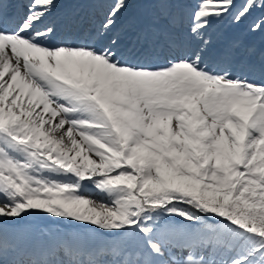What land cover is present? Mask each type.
<instances>
[{
	"label": "rangeland",
	"instance_id": "1",
	"mask_svg": "<svg viewBox=\"0 0 264 264\" xmlns=\"http://www.w3.org/2000/svg\"><path fill=\"white\" fill-rule=\"evenodd\" d=\"M113 1L110 8L95 7L100 11L94 16L101 20L104 14L107 26L122 21L126 8L172 26L171 19L182 18L179 5L217 58L240 60L234 69L218 61L223 71L209 73L183 55L149 70L116 64L107 45L95 63L90 50H74L82 64L73 71L60 67L71 60L67 50L59 62L49 60L56 77L74 83L80 76L84 85L77 86L107 110L106 124L97 127L57 116L58 125L69 123L92 147L101 165L66 158L35 128L0 112V200L8 219L53 225L67 238L72 230L93 229L91 243L71 244L115 264H264V0ZM84 3L29 1L31 8L41 5L40 22L48 11L74 16ZM56 26L50 17L33 32ZM148 32L154 35L151 27ZM121 35H111L113 48L123 44ZM177 44L172 51L179 54L184 48ZM11 83L0 79V96L21 100ZM251 229L254 234L245 233ZM208 249L219 260H209L214 254Z\"/></svg>",
	"mask_w": 264,
	"mask_h": 264
},
{
	"label": "bare ground",
	"instance_id": "2",
	"mask_svg": "<svg viewBox=\"0 0 264 264\" xmlns=\"http://www.w3.org/2000/svg\"><path fill=\"white\" fill-rule=\"evenodd\" d=\"M97 2L100 3L99 0ZM9 7L10 5L7 4L3 10L4 19L6 17V20L8 18L7 14L10 11ZM40 7L41 5L38 4L36 7L33 6L32 9H29L27 12L24 11V21L21 22L17 29L12 33L3 32L5 25L0 22V79H9L12 82V89L18 94L19 98H21L20 100L13 96L11 100L4 101L0 96V112L1 114L13 116L18 122H20V126L29 125L33 129L35 128L38 134L43 135V137L50 141L54 148L66 158L78 159L79 161L85 162L90 167L98 169L100 168L101 160L95 155V153H93L92 147L81 140L76 132L71 129L69 124L58 125L59 122L57 116L62 109L70 108V110L74 111V117H76V119L79 117L77 115L80 113V116L83 117L81 120L97 127L106 123L103 109L99 107L91 95H88V97L83 96V94L87 95L84 86L78 85L76 88L73 86H67L56 78L48 76L46 72H44V69L47 68V62L51 60V58H58L61 55V50L59 53L58 49L50 48L47 43V38L45 37H37V40L41 39V41L36 44H34L33 40L27 41V37H22L23 33L29 32L32 25H35L34 23L36 20L33 16H38V8ZM137 10H135V8H126V12L123 14L125 19L124 22L127 21L128 23L129 19L139 20V13ZM43 16L44 15H41L40 18L45 19L47 15ZM98 25L101 24L99 23ZM98 25L96 26V30H98ZM127 26L129 29L131 23L127 24ZM100 29H102L104 35H107V33L111 31V29L102 28V26ZM143 32L144 31L141 33ZM128 33H130V30ZM173 33L176 38L181 36V33L177 31H173ZM162 34H166V32ZM137 35H139L138 32H136V36ZM187 35L190 40V45H188L189 49H185V52H183L182 49L181 52L178 53L189 56L192 60L199 63L210 62L211 66L215 67L221 65H218L217 63L216 50H213L208 45L210 41L209 39L201 36L200 33L194 30L188 31ZM126 38L129 37L127 36ZM147 38L148 37L144 34L142 40L143 42L146 41V44L149 43V39ZM120 45H114V48L111 46L113 48L111 52L117 50L116 48ZM125 45L126 44H122L121 48L123 50L121 49L122 51H118L116 54V57L123 60H126V56L121 54L124 51ZM178 48L181 49L179 46ZM145 49V47H142L138 53H134L136 55L134 60H137L138 55L144 52ZM172 50L177 49L173 46ZM146 51H148V49H146ZM157 52L159 55L154 56L155 58L157 57L160 59L162 54L159 53L160 51ZM170 55H174V53L171 52ZM26 56L28 63L31 64L28 72L22 68L20 60ZM154 56L149 59L146 55H142L137 61L140 63L144 61L142 64H146L152 61ZM56 62H59V60L57 59ZM91 62L95 63L94 55L91 57L90 63ZM79 64H82V61L75 58L72 62H69L66 65L61 64L60 66L65 68L66 71H73L79 69ZM234 64L235 63L231 66ZM74 78L77 80L80 76L74 75ZM91 205L98 206L95 202L94 204L91 203ZM102 207L113 211H116L119 208L118 205L115 207L102 205ZM10 221L11 220L8 219L7 210L2 206L0 200V264H12L13 262H16V259L20 260L19 262H16V264H55V262L49 261L47 258L43 260V257L40 258L42 261H36L35 259L37 257L33 258L32 255H30L32 254L31 251L36 248V242L38 240H41V247H44L43 251H45V256H48L51 252L58 254L62 253L64 255L66 252L61 248L62 242L59 241L48 245V240L46 239L61 237L60 235L63 234L65 240L69 244L74 241L75 243L81 244L84 240L89 244L91 243V238L94 234L92 231L93 229L84 232L79 230L75 232L72 230L67 238L65 230H57L53 225L42 224L35 220L20 224ZM74 245L75 244L72 246L74 247ZM174 247L178 248L179 246L175 245ZM70 252H72V250H70ZM83 252L84 251H81V253ZM212 259L216 260L214 256H211L209 260ZM63 261L64 260L60 261V264H68V262L65 263V261ZM105 263L112 264L109 261L108 263ZM77 264L80 263L77 262ZM86 264L95 263L93 259L89 258L86 261ZM96 264L102 263L101 261H98Z\"/></svg>",
	"mask_w": 264,
	"mask_h": 264
},
{
	"label": "trees",
	"instance_id": "3",
	"mask_svg": "<svg viewBox=\"0 0 264 264\" xmlns=\"http://www.w3.org/2000/svg\"><path fill=\"white\" fill-rule=\"evenodd\" d=\"M259 189H260V187H259ZM256 195H254L253 197H255ZM252 197V198H253ZM257 197V196H256ZM195 199H197V198H195ZM211 200V199H210ZM196 202V201H195ZM198 205H200L201 207H204V205H202V204H200V203H198V202H196ZM205 208V207H204ZM207 209H209V211H213L214 212V210H212L211 208H207ZM241 230H244V229H242V228H240ZM244 232V231H243ZM245 233H249V234H254L255 232H254V230L253 229H251V231H246Z\"/></svg>",
	"mask_w": 264,
	"mask_h": 264
},
{
	"label": "flooded vegetation",
	"instance_id": "4",
	"mask_svg": "<svg viewBox=\"0 0 264 264\" xmlns=\"http://www.w3.org/2000/svg\"><path fill=\"white\" fill-rule=\"evenodd\" d=\"M146 17V16H145ZM147 18V17H146ZM66 123V122H65ZM68 124V123H67ZM49 145H50V143H49ZM51 146V145H50ZM51 149H52V146H51Z\"/></svg>",
	"mask_w": 264,
	"mask_h": 264
},
{
	"label": "water",
	"instance_id": "5",
	"mask_svg": "<svg viewBox=\"0 0 264 264\" xmlns=\"http://www.w3.org/2000/svg\"><path fill=\"white\" fill-rule=\"evenodd\" d=\"M106 120V119H105Z\"/></svg>",
	"mask_w": 264,
	"mask_h": 264
}]
</instances>
